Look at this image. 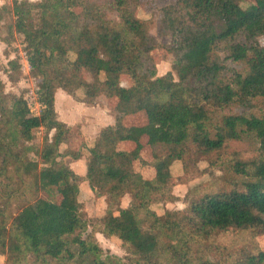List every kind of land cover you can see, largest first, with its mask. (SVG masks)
I'll list each match as a JSON object with an SVG mask.
<instances>
[{
    "label": "trees",
    "instance_id": "1",
    "mask_svg": "<svg viewBox=\"0 0 264 264\" xmlns=\"http://www.w3.org/2000/svg\"><path fill=\"white\" fill-rule=\"evenodd\" d=\"M246 1L14 0L13 19L10 4L0 7L1 39L21 40L41 105V116L25 111L21 65L15 57L0 63L6 264H264L256 240L264 234V0ZM161 48L172 55V70L159 74ZM123 75L132 84L124 86ZM58 89L90 104L115 100V123L93 144L73 145ZM142 110L147 123H126ZM41 123L39 149L31 134ZM127 141L134 146L123 147ZM81 158L85 173L69 162ZM136 161L154 175L144 176ZM57 172L65 177L51 184ZM91 179L106 201L94 219L83 200ZM18 181L27 185L14 187ZM180 182H190L183 207H154L176 201ZM99 231L121 239L128 255L105 250Z\"/></svg>",
    "mask_w": 264,
    "mask_h": 264
},
{
    "label": "rangeland",
    "instance_id": "2",
    "mask_svg": "<svg viewBox=\"0 0 264 264\" xmlns=\"http://www.w3.org/2000/svg\"><path fill=\"white\" fill-rule=\"evenodd\" d=\"M168 0H160L161 3H165ZM14 0H0V7L5 4H10L11 10H13L12 19L14 18V7H13ZM250 3V0H247L246 2ZM243 6V4H242ZM244 7V6H243ZM242 7V8H243ZM150 12L149 9L142 10L143 15H148ZM13 24H15L13 22ZM3 28L0 26V63H6L8 61V58L15 57L16 61L18 62V59L20 57V52L22 49H25L24 45L22 44L21 40L16 39L12 45H8L1 39V35L3 34ZM155 34H157L156 30H153ZM160 40H165V38L159 36ZM6 49H9V55L6 53ZM157 63H158V73L162 74L168 71L172 70V55L168 53L165 49L161 48L158 49L156 52H154ZM21 65L22 72H21V79L18 83L19 88L26 87L27 90L24 92L25 99L27 98L28 93L30 90H34L38 88V86L35 84L34 78H30L26 71L23 68V61L22 63L18 62ZM3 78L7 80L6 74H2ZM7 89H14L17 91H20L16 85L11 86L10 82L7 81ZM121 82L124 86H128L132 84V78L129 75H123L121 78ZM39 90V88H38ZM59 92H63L62 95H60V106L57 105L59 117L62 119V116L60 114V111L63 113V119L66 120V122H70L73 125V134H72V140L71 143L75 146H79L80 144L86 143V144H93L95 141V134L97 132V127L93 126V124L99 126H105L107 124H113L116 121V113L114 109L115 100H107L106 98H103L102 102L100 104H95L94 106H83L80 104L74 105V107H69L68 101H71L72 104H74V99L64 89H59ZM27 100V99H26ZM26 112L30 113L31 115L33 113L41 116V106L39 105L36 108V105L34 106H27L25 109ZM81 118V119H80ZM79 121V122H78ZM148 121V115L146 111L142 110L138 113L130 114L126 118V123L128 124H135V125H143L147 123ZM99 124V125H98ZM101 127V128H102ZM100 128V129H101ZM85 132V134L83 133ZM32 142L37 143L39 149L42 148L44 142H45V136H46V125L41 123V125L37 126L32 131ZM147 139L145 136L144 141ZM134 146V143L132 141H127L123 144V147L126 148H132ZM43 152L40 151L38 161H39V171H41L44 162H43ZM70 160V159H69ZM77 161V160H76ZM75 166L80 173H85L87 168V162L85 158H81L78 160V162L75 163ZM135 168L137 170L142 171L143 175L146 177H152L154 175V169L149 168L147 166L141 167L140 163L138 161L135 162ZM174 170L177 173L182 172V168L180 164L175 163L174 164ZM65 174L61 173H55V177L51 179V184H55L62 178H64ZM93 179L85 181L83 184V200H84V208L88 215V217L94 219L98 214L104 211L106 207V201L104 196H99L95 193L94 187H93ZM27 185L23 181H18L14 183V187L17 186H23ZM190 186V182L184 183L180 182L175 186V194L177 196L176 201L171 202H163L159 204H154V207L158 208V210H164V209H173V208H181L185 205L184 199L188 194V189ZM38 190V197L41 196V188L40 186H34ZM53 186L50 185L48 187V190L51 194H53ZM58 200L61 199V196L57 197ZM122 203L124 206L128 205L129 203V197L126 195L122 199ZM19 213L22 215L24 213L23 209L19 210ZM93 228V223L91 226H89V229ZM98 239L100 244L105 250L110 251L113 254H116L117 256H120L122 258H125L128 255V250L123 246L121 239L118 237H107L105 236L101 231L97 233ZM261 246L264 249V234L260 235L256 239ZM7 239H1L0 238V245L3 243H6L7 245ZM52 247L56 249L59 252H65V247L61 245L56 239L52 241ZM7 263V254L5 253L3 257H0V264H6Z\"/></svg>",
    "mask_w": 264,
    "mask_h": 264
},
{
    "label": "built area",
    "instance_id": "3",
    "mask_svg": "<svg viewBox=\"0 0 264 264\" xmlns=\"http://www.w3.org/2000/svg\"><path fill=\"white\" fill-rule=\"evenodd\" d=\"M22 61L24 63V65H23L24 70L26 71L28 76L32 79L33 76L31 75V65H30V63H29V61L27 59L26 49H22L21 52H20V57L18 59V62L22 63ZM35 84H36V82H35ZM38 88H36L34 90L31 89L30 92L28 93L27 98H26L27 101H28V106L36 105V108H37L40 105V98H39V90H38ZM32 115H37V114L33 113Z\"/></svg>",
    "mask_w": 264,
    "mask_h": 264
},
{
    "label": "crops",
    "instance_id": "4",
    "mask_svg": "<svg viewBox=\"0 0 264 264\" xmlns=\"http://www.w3.org/2000/svg\"><path fill=\"white\" fill-rule=\"evenodd\" d=\"M63 94V92H59V89H58V91H57V94H56V103H57V105H59L60 106V103H61V101H60V95H62ZM70 94V93H69ZM71 95V94H70ZM72 96V95H71ZM72 98H73V96H72ZM74 99V98H73ZM71 101H73V100H70V101H68L69 103H68V105H69V107H74V105H76L77 103L78 104H80V105H83V106H85L86 107V105L87 106H89V105H91V106H94L95 104H90V103H86V102H81V101H77V100H75L74 99V104H72L71 103ZM100 104V103H99ZM57 110H58V108H57ZM59 111V110H58ZM60 114H61V116H62V120H64L63 119V113L60 111ZM81 119V118H80ZM65 122H66V120H64ZM79 122V121H78ZM68 124H70L71 126H72V129L74 128L73 127V125L70 123V122H67ZM99 125V124H98ZM93 126H95V128L97 127V132H99V130H100V128L102 127V126H97V125H95V124H93ZM74 132H73V130H72V134H73ZM84 134H85V132H83ZM97 134L98 133H96L95 134V137L97 136ZM94 137V138H95ZM71 140H72V138H71ZM69 162H70V164H71V166L73 167V169L76 171V172H78V170H77V168H76V166H75V163L76 162H78V160L76 161V160H74V159H70L69 160ZM57 173H61V172H57ZM78 173H80V172H78ZM62 174V173H61ZM64 174V173H63ZM65 177V176H64ZM63 179V178H62Z\"/></svg>",
    "mask_w": 264,
    "mask_h": 264
}]
</instances>
